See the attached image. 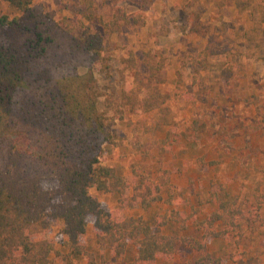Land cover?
Segmentation results:
<instances>
[{
	"label": "rangeland",
	"instance_id": "374dc122",
	"mask_svg": "<svg viewBox=\"0 0 264 264\" xmlns=\"http://www.w3.org/2000/svg\"><path fill=\"white\" fill-rule=\"evenodd\" d=\"M34 1L80 29L77 17L60 5L71 0ZM116 5L131 15L116 31L83 20L103 36L95 78L113 142L101 163H122V171L113 168L127 180L139 169L161 188L149 206H126L124 214L134 209L159 223L175 208L187 217L184 229L178 223L162 226L177 244L169 260L153 264H189L197 257V251L179 244L182 236L204 242L219 264H264V225L244 221L240 237L218 221L212 229L220 236L214 238L203 236L198 226L211 212L222 211L219 201L247 211L264 197V0H152L143 10L131 0H97L104 20ZM0 10L17 14L3 0ZM208 42L225 50L199 65L198 53ZM90 192L107 208L118 207L113 192L94 187ZM60 229L54 225L49 232L45 264H132L131 243L123 256L99 250L91 221L85 234L89 255L69 254Z\"/></svg>",
	"mask_w": 264,
	"mask_h": 264
},
{
	"label": "trees",
	"instance_id": "16d2710c",
	"mask_svg": "<svg viewBox=\"0 0 264 264\" xmlns=\"http://www.w3.org/2000/svg\"><path fill=\"white\" fill-rule=\"evenodd\" d=\"M3 1L17 14L9 17L0 10V264L47 263L49 232L58 224L69 254L89 255L85 243L89 221L99 250L123 256L131 243L132 264L169 260L177 239L162 226L178 223L184 229L187 217L175 208H169L159 223L124 214L126 206H149L160 185L148 181L139 169L134 168L127 180L101 163L113 142L95 78V68L103 60V36L83 20L97 21L112 32L131 15L116 5L110 19L104 20L97 0L60 3L80 21L76 31L34 0ZM131 1L143 10L152 0ZM224 50L208 42L197 62L204 65L208 57ZM92 187L116 194L118 207L107 208L90 192ZM164 201L171 205L170 199ZM260 202L264 203L263 195L253 210L246 211L235 202L227 206L219 201L222 211L211 212L198 226L203 236L214 238L220 232L212 225L223 221L242 237L244 221L264 225ZM178 241L199 254L189 264H219L204 242L191 236Z\"/></svg>",
	"mask_w": 264,
	"mask_h": 264
},
{
	"label": "crops",
	"instance_id": "0c3cea01",
	"mask_svg": "<svg viewBox=\"0 0 264 264\" xmlns=\"http://www.w3.org/2000/svg\"><path fill=\"white\" fill-rule=\"evenodd\" d=\"M110 166H112V167H115L119 172L120 171H122V166H123V164L122 163H115V164H110ZM180 178H183L182 176L180 177ZM184 179V178H183ZM184 184H186V181H185V183ZM111 196H112V192L110 193V192H108ZM166 206H167V204H166ZM134 210V209H133ZM133 210H132V212L130 213V215H132V216H135V215H133V214H137L136 216H141V217H143V218H148V217H150V215L151 214H147L146 216H143L142 215V212H137V211H134L133 212ZM134 255V254H133ZM133 257V256H132Z\"/></svg>",
	"mask_w": 264,
	"mask_h": 264
}]
</instances>
